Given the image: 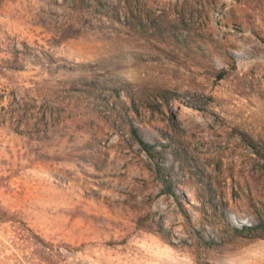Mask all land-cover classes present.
<instances>
[{"label": "rangeland", "instance_id": "obj_1", "mask_svg": "<svg viewBox=\"0 0 264 264\" xmlns=\"http://www.w3.org/2000/svg\"><path fill=\"white\" fill-rule=\"evenodd\" d=\"M0 264H264V0H0Z\"/></svg>", "mask_w": 264, "mask_h": 264}, {"label": "trees", "instance_id": "obj_2", "mask_svg": "<svg viewBox=\"0 0 264 264\" xmlns=\"http://www.w3.org/2000/svg\"><path fill=\"white\" fill-rule=\"evenodd\" d=\"M134 132L136 133V130H134ZM139 141H140V144L147 149L148 144L143 139H141V138H139Z\"/></svg>", "mask_w": 264, "mask_h": 264}]
</instances>
